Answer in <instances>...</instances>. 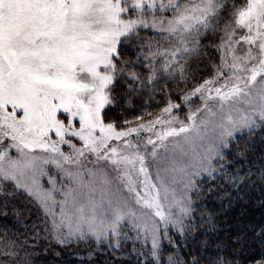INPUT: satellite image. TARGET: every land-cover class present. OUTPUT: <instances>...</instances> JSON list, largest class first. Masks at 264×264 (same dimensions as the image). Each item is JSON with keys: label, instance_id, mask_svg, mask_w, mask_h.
<instances>
[{"label": "snow or ice", "instance_id": "6c2138e0", "mask_svg": "<svg viewBox=\"0 0 264 264\" xmlns=\"http://www.w3.org/2000/svg\"><path fill=\"white\" fill-rule=\"evenodd\" d=\"M0 264H264V0H0Z\"/></svg>", "mask_w": 264, "mask_h": 264}]
</instances>
